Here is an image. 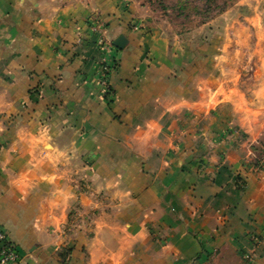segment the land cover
<instances>
[{
  "label": "crops",
  "instance_id": "0c3cea01",
  "mask_svg": "<svg viewBox=\"0 0 264 264\" xmlns=\"http://www.w3.org/2000/svg\"><path fill=\"white\" fill-rule=\"evenodd\" d=\"M91 14L112 43L126 38L108 52L111 96ZM253 20L192 49L132 26L125 0H0V228L18 252L8 264H229L214 262L225 250L264 264Z\"/></svg>",
  "mask_w": 264,
  "mask_h": 264
},
{
  "label": "rangeland",
  "instance_id": "374dc122",
  "mask_svg": "<svg viewBox=\"0 0 264 264\" xmlns=\"http://www.w3.org/2000/svg\"><path fill=\"white\" fill-rule=\"evenodd\" d=\"M125 1L128 7H131L134 18L138 20L137 26L155 28L166 38L173 39L177 36V40L185 42L192 49L200 47L208 50L213 48L210 39L227 32L224 24L229 23L230 26L234 22L236 25L238 19L243 21L246 18H253L257 25L252 24V31H248L249 34H252L250 40L253 41L249 49L264 50V0ZM229 28L230 31L233 28L236 31L240 30L239 25L237 27L231 25ZM254 60L252 59L250 62L251 65ZM258 240L260 241V236ZM251 242L252 246H256L258 243ZM254 257L252 253L241 255L225 250L215 256L214 262L220 263L219 259L222 261L224 259L229 264H246Z\"/></svg>",
  "mask_w": 264,
  "mask_h": 264
},
{
  "label": "built area",
  "instance_id": "2783aa9c",
  "mask_svg": "<svg viewBox=\"0 0 264 264\" xmlns=\"http://www.w3.org/2000/svg\"><path fill=\"white\" fill-rule=\"evenodd\" d=\"M89 31L95 36V44L103 52V58L100 64L97 82L102 87L104 93L111 96L109 89V75L114 68V64L110 61L108 52L113 47L112 41L107 36V29L104 21L96 14H91L87 18ZM137 28V25H134ZM264 234V233H263ZM249 239L257 243L259 236L250 234ZM18 259V252L14 244L8 240L6 232L0 228V264H8Z\"/></svg>",
  "mask_w": 264,
  "mask_h": 264
},
{
  "label": "water",
  "instance_id": "95a60500",
  "mask_svg": "<svg viewBox=\"0 0 264 264\" xmlns=\"http://www.w3.org/2000/svg\"><path fill=\"white\" fill-rule=\"evenodd\" d=\"M126 42V38L120 34L118 35L114 40H113V44L118 47V48H122L123 45L125 44Z\"/></svg>",
  "mask_w": 264,
  "mask_h": 264
},
{
  "label": "trees",
  "instance_id": "16d2710c",
  "mask_svg": "<svg viewBox=\"0 0 264 264\" xmlns=\"http://www.w3.org/2000/svg\"><path fill=\"white\" fill-rule=\"evenodd\" d=\"M66 253H68V250H62V252H60V254H62V255L66 254Z\"/></svg>",
  "mask_w": 264,
  "mask_h": 264
}]
</instances>
